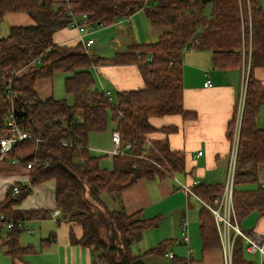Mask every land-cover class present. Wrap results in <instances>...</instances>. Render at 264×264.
Instances as JSON below:
<instances>
[{
  "label": "trees",
  "instance_id": "1",
  "mask_svg": "<svg viewBox=\"0 0 264 264\" xmlns=\"http://www.w3.org/2000/svg\"><path fill=\"white\" fill-rule=\"evenodd\" d=\"M122 2L123 11L128 7L142 8L153 28L167 30L157 43L131 46L113 58L88 54L80 42L73 47L55 44V35L69 28V14L77 18L87 15L91 27L106 28L122 16ZM211 2L212 14L208 18L203 0H0V22L11 14H26L35 22L34 26L11 27L7 37H0V139L10 137L7 125L14 108L20 128L41 140L18 143L6 158L37 164L30 170V185L17 184L8 190L0 204V217L7 221L49 219L51 214L46 210L15 208L32 195L33 186L54 181L58 210L82 229L81 238L70 232V243L90 250L96 264H124L117 247L129 255L131 264L147 257L164 258L165 243L143 255H133L143 232L156 229L161 219L146 220L140 214L129 215L124 209L109 210L102 196H120L142 180L165 181L170 174L187 173L186 154L172 150L169 140L152 137L158 133L169 137L178 129H158L152 121L175 116L184 122L197 119L195 113L184 108L185 51L211 52L215 69L236 71L242 69L244 48L251 51V67L241 119L233 202L240 227L253 214L264 216V187L260 186L264 129L257 127L264 106V85L255 76V69L264 67V10L256 0ZM104 63L138 66L144 87L116 92L115 96L110 92V100L105 90L98 89L93 73ZM56 73L67 75L65 89L72 96L73 105L65 100L38 97L36 82L52 79ZM111 124L113 132H119L122 145L132 143V150L129 156H112L113 168L108 170L102 166L104 157L91 152L89 140L91 135L107 132ZM234 127L232 120L228 126L229 140ZM146 144H150V149L143 155ZM46 162L49 166L43 165ZM250 184L258 188L244 189ZM16 186H21L18 193L14 191ZM223 191L224 185L203 184L195 194L210 202ZM198 217L203 253L220 250L213 215L202 206ZM104 220L117 233L114 243L111 229L107 230L108 238L102 234ZM3 224L0 221V227ZM22 233V229L14 228L7 235L6 246L13 259L23 260L36 253L32 247L20 246ZM244 247L243 240L236 239L233 264H251L245 259ZM171 264H188V260L174 257Z\"/></svg>",
  "mask_w": 264,
  "mask_h": 264
},
{
  "label": "crops",
  "instance_id": "2",
  "mask_svg": "<svg viewBox=\"0 0 264 264\" xmlns=\"http://www.w3.org/2000/svg\"><path fill=\"white\" fill-rule=\"evenodd\" d=\"M256 1L264 10V0ZM14 15L17 14L8 15L5 18ZM166 31L163 28H153L142 8L133 9L128 7L124 9L116 24L97 29L91 34V38H95L97 35L104 39L111 38L116 45L115 53L120 54L127 52L134 45L157 43ZM79 36L77 30L68 28L57 33L54 42L59 46L73 47L80 42ZM96 38L94 46L98 44ZM93 54L95 57H100L97 53ZM183 72L184 108L188 112L195 113L197 119L193 122H184L180 116L154 119L152 124L155 128L176 127L178 131L169 137L161 133L152 137L158 140L167 139L172 150L186 154L187 173L178 175L181 177V179L178 177L181 182L190 184L197 180L200 185H225L232 145L234 142L239 144V139H236L235 136L239 122V107L242 102L245 103L246 99L247 86L245 87L243 79V65L241 70L220 71L215 69L213 65L211 52L187 50L183 55ZM93 73L98 89L109 91L114 96L116 93L114 94L111 88L115 92H121L138 90L144 87L140 70L136 65L115 66L104 63L97 69H93ZM255 76L264 85V67L256 68ZM52 82V79H42L36 82L35 91L40 99L54 98ZM208 82L212 85L211 87L205 86ZM232 120L235 121V127L233 137L229 140L227 137L228 126ZM111 126L113 125L111 124ZM257 127L264 129L263 108L258 116ZM112 135L109 136L110 139ZM91 139L89 141H92ZM90 150L92 153L97 151L93 148H90ZM200 152H202V156H199ZM263 173L264 169H262L260 175ZM17 184L30 185V170L26 168L25 163L16 164L12 159L0 162V204L5 201L8 190ZM32 191V195L15 210H46L51 214V217L47 220L26 221L22 228L23 232L26 231L31 235L35 233V230L41 232V239L36 244L34 241L25 245L23 234L20 237V246L22 248L32 247L36 253L26 255L23 260L13 259L8 254L6 246L9 230L2 226L0 227V264H96L90 250L70 243V232L73 231L76 236L81 238L82 229L66 219L62 211L58 210L56 183L51 181L33 186ZM102 201L112 211L124 209L129 215L140 214L142 219L152 220L156 217L161 219L156 229L144 231L141 241L136 245L139 246L138 253H135L133 249L134 256L143 255L165 243L163 250L165 255H173L168 259L174 257L185 258L188 260V264H223L222 248L213 252L203 253L202 251L200 254L201 260L199 258L197 261L195 259L196 251L193 252L189 246L192 250L191 262H189L188 247L183 244H174L181 237L182 221L188 220L190 243L193 242L194 248L197 250L196 226L199 225V217L196 214L195 217L193 216L192 204L198 203L202 206L196 197L188 196L176 189L174 181L170 179L165 181L142 180L135 187L124 191L120 196L103 195ZM45 221L50 222L52 226L51 224H49L50 226L40 224ZM104 223L110 224L105 220ZM165 223H168L167 226H165ZM31 224L34 225V230L29 227ZM193 225H195L196 230L194 229L192 233L190 228ZM5 228L8 232L6 235H2ZM241 229L248 235L264 234V216L251 215L242 222ZM169 248H171V251H169ZM244 250L245 259L249 263L262 264L258 254L246 253V247H244ZM147 258L143 261L146 264H159L156 261L162 259L156 258L157 260H155L153 258L148 260Z\"/></svg>",
  "mask_w": 264,
  "mask_h": 264
},
{
  "label": "built area",
  "instance_id": "3",
  "mask_svg": "<svg viewBox=\"0 0 264 264\" xmlns=\"http://www.w3.org/2000/svg\"><path fill=\"white\" fill-rule=\"evenodd\" d=\"M71 18V23L69 28L75 29L79 32V41L83 45L86 53H90L91 48L95 44V39L91 38V34L96 31L93 27H91L89 23V18L87 15H82L80 18L75 17L72 13L69 14ZM243 79L245 87L247 86V81L250 74L251 67V51L245 48L243 49ZM206 87H211L212 85L208 82L205 84ZM110 100H112V95L110 92L103 91ZM244 102H242L239 112V122L237 126V130L235 132L236 139H239L240 129H241V119L244 110ZM18 117L16 115V111L14 108L11 109L9 113L8 119V130L10 131V137L0 139V162H3L7 157H9L14 147L22 142V141H34L39 143L41 140L36 135L24 131L19 126ZM235 139V140H236ZM112 156H129L131 155L132 143H127L122 145L121 137L119 132L115 131L112 135ZM238 143L234 142L232 145V149L230 151L229 160H228V171L227 177L224 185L223 194L220 197L213 199L210 202H204L199 199L195 190L200 186V182L197 180L192 183H183L178 179V175L170 174V178L173 179L176 184V189L185 193L188 196L196 197L199 202L202 204L204 208H206L214 217V221L216 224V228L218 230V234L220 237L222 252H223V264H233V252L234 245L236 239L240 238L243 240L244 245L246 247V253L248 254H258L261 260V263L264 264V234H254L248 235L243 232L241 229L235 209H234V190L235 183L238 174L237 170V162H238ZM150 149V144H146L143 148V155L147 154ZM199 156H202V152L199 153ZM16 164L22 163L20 160L13 161ZM37 161L25 163V166L28 170H31ZM44 166H49V163H43ZM25 187V186H24ZM264 187V185H263ZM21 186H16L14 191L18 193ZM0 221L3 222L4 227L8 228V230L18 228L22 229L25 220L14 221L5 220L4 216L0 217ZM174 244H183L189 249V261L192 256V250L189 248L190 246V236H189V221H182V232L181 237L178 241H175ZM167 258L173 257L172 254H166Z\"/></svg>",
  "mask_w": 264,
  "mask_h": 264
},
{
  "label": "rangeland",
  "instance_id": "4",
  "mask_svg": "<svg viewBox=\"0 0 264 264\" xmlns=\"http://www.w3.org/2000/svg\"><path fill=\"white\" fill-rule=\"evenodd\" d=\"M119 6L122 8V12H123V8H124L125 4L122 2V3H120ZM205 13L208 17H211L212 2H210L208 4ZM34 25H35V22L33 20H31L30 17H28V15H26V14H17V15L11 16V17L4 18L0 23V37L1 38L7 37L9 35L10 28L12 26L13 27L14 26L26 27V26H34ZM96 37L95 38L98 41V44L96 46H94L93 48H91L90 53H92V54L97 53L100 57H104V58H113L116 55V53L114 51L116 45L114 44L113 40L111 38H108V39L100 38V35H97ZM95 38L93 37V39H95ZM66 77H67V75H65L63 73H56L53 76V78H52L53 96H54V99L57 101L65 100V101H67L68 105H73V98L71 95L67 94L66 89H65ZM111 90L113 91L114 94L116 93L115 90H113L112 88H111ZM262 108L264 109V106ZM112 131H113V126L110 125L107 132H105L104 134L103 133L94 134L90 137V139L92 138L91 139L92 141H89L90 148L97 150V151H94L93 154L99 158L104 157L103 161H102V166L105 167L106 169H112L113 168V157H112V153H111L113 150V145H112V141H111L112 138L110 139V137H109L112 135ZM97 138H100V139H97ZM100 151H102V152H100ZM105 155H108V156L105 157ZM178 177H180V176H178ZM169 179L173 181V179H171V178H169ZM180 179H181V177H180ZM260 184H261L260 186L263 187V185H264V173L262 175H260ZM257 188H258V185H253V184H250V185L244 187V189H250V190H256ZM191 198H193V197H191ZM192 207L194 209L193 216L195 217V214L198 216L202 206L200 204L198 205V203H193ZM40 224H43L44 226H50L49 224H51V223L48 221H45V222H42ZM167 224L168 223H165V226H167ZM51 226H52V224H51ZM29 227H31L30 228L31 230H34L33 224L29 225ZM196 228H197V234H196L197 250H195L193 242L190 243V247L193 250V252L196 251L195 252V259L198 261L199 258L201 260L200 254L202 252V247L200 244L201 243L200 235L198 233L199 225L196 226ZM196 228H195V225H193L190 228L192 233L194 232V229L196 230ZM107 230H108V228L105 225L101 229L103 236L108 238ZM44 231H46V230H44ZM7 232H8V230L6 228L3 229L2 235H6ZM22 234H23V240H24L25 245L27 243H32L34 241H35V244L39 243V240L41 239V236H42L41 232L40 231L37 232L36 230H35V233L32 235L27 233L26 231H24ZM109 234L111 236V232H109ZM171 248H169V251H171ZM138 249H139V246H135L134 252L138 253ZM153 258L155 260H157L156 259L157 257H154V256L148 257L147 259L151 260ZM170 260H172V259L162 258V259H158V261H156V262L159 264H170Z\"/></svg>",
  "mask_w": 264,
  "mask_h": 264
},
{
  "label": "water",
  "instance_id": "5",
  "mask_svg": "<svg viewBox=\"0 0 264 264\" xmlns=\"http://www.w3.org/2000/svg\"><path fill=\"white\" fill-rule=\"evenodd\" d=\"M210 1H211V0H203V3H204L205 5H207L208 3H210ZM196 37H198V35H197ZM75 178H76V177H75ZM84 194H85V190H84ZM104 225H105L108 229H111V231H112V235H113L111 242L114 243L115 240H116V238H117V233L115 232V230H114V228L112 227L111 224H106V223H104ZM117 248H118L119 255L122 257V262H123L124 264H131V263H130V257H129V255H127V254L124 255L122 249L119 248V247H117ZM134 264H146V263H145V262H135Z\"/></svg>",
  "mask_w": 264,
  "mask_h": 264
}]
</instances>
